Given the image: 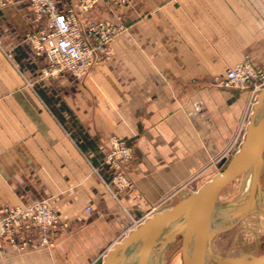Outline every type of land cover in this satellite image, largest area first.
<instances>
[{"label": "crops", "instance_id": "1", "mask_svg": "<svg viewBox=\"0 0 264 264\" xmlns=\"http://www.w3.org/2000/svg\"><path fill=\"white\" fill-rule=\"evenodd\" d=\"M68 2L75 0H60ZM82 15L127 25L96 68L104 90L97 97L88 79L82 85L69 71L43 75L47 59L26 39L41 27L29 0L0 8V203L46 194L69 225L50 234L49 246L19 250L5 238L0 264H102L114 241L231 142L249 91L213 77L245 54L264 68V0H100ZM113 135L131 146L122 185L101 161ZM64 153L70 158L61 159ZM83 153L100 177L88 174ZM56 168L69 170L68 178ZM262 189L250 205L257 203L258 220L248 223L249 211L240 219L245 227L264 223ZM209 255L207 247L203 264L249 258L212 262Z\"/></svg>", "mask_w": 264, "mask_h": 264}, {"label": "built area", "instance_id": "2", "mask_svg": "<svg viewBox=\"0 0 264 264\" xmlns=\"http://www.w3.org/2000/svg\"><path fill=\"white\" fill-rule=\"evenodd\" d=\"M12 1L14 0H0V8ZM29 1L34 18L41 22V27L28 32L26 39L36 54L46 57L47 64L42 71L45 76L58 75L62 71H69L76 78L86 76L108 53L111 41L123 29L121 22L83 17L82 14L92 9L100 0H75L74 3H66L64 7L60 0ZM215 80L219 85L245 88L249 91L246 108L235 135L221 154L223 157L229 153L234 154L244 139L252 105L260 90L264 88V70L246 60L228 68L225 74L215 77ZM117 144L120 145L116 150L121 154L119 160H124L128 157L129 148L123 142ZM194 179L196 176L189 180V184ZM195 188L194 184L189 185L187 191ZM178 192L179 190L176 193ZM59 221L56 212L46 202L0 207V235L10 234L22 225L28 227L35 224L41 228V242L44 243L48 240L49 231L54 229Z\"/></svg>", "mask_w": 264, "mask_h": 264}, {"label": "water", "instance_id": "3", "mask_svg": "<svg viewBox=\"0 0 264 264\" xmlns=\"http://www.w3.org/2000/svg\"><path fill=\"white\" fill-rule=\"evenodd\" d=\"M263 103L264 88L260 90L253 104L243 141L222 170L205 179L198 188L189 191L175 204L150 213L120 239L114 241L104 253L102 264H127L126 259L132 250L135 252L129 264H146L148 253L155 245L162 243L160 246H163L174 241L178 235H181L179 251L182 254V264H203L204 251L214 233L248 214L254 201L256 186L259 184L260 172L264 165V113L257 124H254V117ZM251 165L254 167L252 184L241 212H238L235 218L217 225L218 228L210 235L207 226L218 192ZM178 217L185 218L184 223L170 233L169 238L168 235L162 234L165 225ZM138 245L141 246L136 250ZM216 264H264V253L250 256L247 260L232 258Z\"/></svg>", "mask_w": 264, "mask_h": 264}, {"label": "rangeland", "instance_id": "4", "mask_svg": "<svg viewBox=\"0 0 264 264\" xmlns=\"http://www.w3.org/2000/svg\"><path fill=\"white\" fill-rule=\"evenodd\" d=\"M119 2H125V4H128V3L131 4V0H119ZM95 19H98V18H95ZM122 24H123V29L119 31L118 34L114 37V39L111 41L108 53L102 57V60L92 70H90V72L86 76H83L81 78H76L82 81V85L85 84L84 80L88 79L86 83L90 87V91H91L90 95L92 94V96L97 97L101 95V91L104 92V90L101 89V83H100L99 76H98V79L97 78L95 79L94 73L96 71V68H98V66L103 61L109 59L110 55L115 51L114 45H113L114 40L117 38L119 34H121L123 31L127 29V25L124 23ZM126 48L132 49V41H129L127 43ZM246 60L252 63L253 66L264 70V68L258 67L257 65L253 63L249 54H245L242 60L236 62L235 64L231 66H228L227 69L230 67H233L234 65L240 62L246 61ZM227 69L222 73V75L225 74ZM222 75L216 74L213 77V80L216 82L215 77L222 76ZM246 104L243 108V112H244V109L246 108ZM119 142H123V144L129 148L128 157H126L124 160H119L121 158V154L117 153L116 151L118 150L117 149L118 146H120L119 144H117ZM108 145H109L108 150L104 154H102L101 161L104 162L105 164H108L111 167L112 169L111 176H112L113 183L122 185L123 180L126 177L124 174L123 166L131 157V146L127 143V140L117 137L115 135L109 137ZM232 155H233L232 153H229L222 158L220 154L218 158L216 159L215 163H212L210 166H206L203 170L198 171L196 174H193L188 179H186L184 182L176 186V188H174V190L171 193H169L164 198V200L160 201L158 203L159 205L158 204L157 205L160 207L161 206L166 207V206L175 204L182 197V195H184V193L189 192L187 191V188L189 187V185L194 184L195 187H197L202 181L210 177L212 174H214L215 172L221 171L222 168L225 166L227 160ZM44 156L46 158H49L50 160L52 158V154L45 153ZM64 157L65 159L67 158L69 159L70 155H67L66 153L61 154V159H63ZM83 157L85 158V160L90 166L88 174L90 175L91 173L94 176L100 177L101 175L100 168L97 165L91 163L89 159L90 157L88 158L87 154L83 153ZM263 158H264V154H263ZM117 160H119V165L117 164ZM64 164H65V161L62 160L61 165H64ZM52 171L57 172V173L59 172L61 176L66 177V178H68L69 176V170L67 169L59 170L56 168V169H53ZM13 172H14L13 173L14 177H17L16 175L20 173V170L19 169L16 170L15 168ZM193 176L194 177L196 176V179H194L189 184L190 182L189 180L192 179ZM242 179H243V174H239L237 178L235 177L231 181V183L224 186L219 191L216 197V201L214 202L215 208H222V206L226 204L225 202L227 200H230L229 198L237 194L239 190V184L242 182ZM260 181L263 187L262 192H264V165H263V168L260 174ZM13 187H14V191L16 192L19 191V185H14ZM33 187L34 186H31V185L27 186V191L30 192V190ZM178 190L179 192L176 193ZM260 191H258L259 193L257 194L258 199L260 198L259 196L261 195ZM39 202H46L50 207H52V209L56 212L60 220L57 223L56 227L49 231L47 235V239H48L47 242H44V243L41 242L42 241L41 228L34 224L28 227L25 225H22L21 227H17L18 229L13 230L10 234H5V233L1 234L0 243H3L4 242L3 240L6 238L7 243L16 246L19 250H26L28 248H35L38 246L39 247L49 246L52 243V240L50 239V234L52 232L57 231L59 229L64 230L68 228L69 226L68 222L60 218L59 213L54 208L51 202L50 196L46 194L40 195L38 198H34L31 200H25V201L18 202V203H2V204L0 203V207L4 205H20V206H26V205H32V204L35 205ZM256 205L257 203L255 202L254 208L252 209V211H250L248 215V220H247L248 223L253 222L254 221L253 219L255 218L258 220V214L255 210ZM85 209L91 210L92 205L85 206ZM240 219L236 220L229 226L219 231H216L214 235L211 237L209 244L207 245L209 254H211L209 255V258H211L210 261L215 262L219 259H225L229 257H241L245 255H248L249 257L259 256L264 253V223H261L260 221L257 223L254 222V229H253L251 226L249 227L248 225L245 227V224H243V221H241ZM221 223L222 222H220L219 224ZM180 245H181V235H178L174 241L168 242L167 244L163 246H158L156 248L155 254L153 255L154 259L153 261L151 260L152 262H150V264H182V254L179 251Z\"/></svg>", "mask_w": 264, "mask_h": 264}, {"label": "bare ground", "instance_id": "5", "mask_svg": "<svg viewBox=\"0 0 264 264\" xmlns=\"http://www.w3.org/2000/svg\"><path fill=\"white\" fill-rule=\"evenodd\" d=\"M252 107H253V105H252ZM263 113H264V103L257 110V112L255 114L254 124H257L260 121ZM248 122H249V119H248ZM248 122L246 124V129H247ZM253 168H254L253 165H251L250 167H248L247 169H245L242 173H240V174H243V179H242V182L239 184V190H238L237 194L235 196L229 198L230 200H227L225 202L226 204L224 206H222V208H215L214 207V204H213V211L211 213V218H210L209 224L207 226V230L209 231V234L210 235L213 232H215V230L218 228L217 225L220 222L225 223L228 220L235 218V216H236V214L238 212H241V210H242V208L244 206V203L246 201V198L248 196V193L250 191V188H251L252 178H253ZM261 171H262V169H261ZM260 174H261V172H260ZM237 176H236V178H237ZM260 183L261 182H260V179H259V184H258V186H256V190L260 186ZM228 184H226V185H228ZM215 201H216V199H215ZM162 208H164V207L156 208L154 211L160 210ZM184 220H185V218H183V217H178V218L173 219L168 224H166L165 227L162 229V234H164L166 236L168 235V238H169V234L172 233L176 228H179L184 223ZM140 246L141 245H138L136 247V250L139 249ZM134 252L135 251L132 250V252L128 256V258L126 259V263L127 264H129L131 262V259H132V256H133Z\"/></svg>", "mask_w": 264, "mask_h": 264}]
</instances>
